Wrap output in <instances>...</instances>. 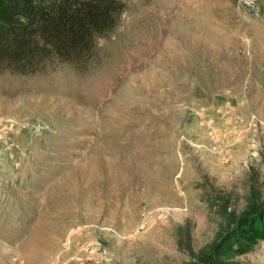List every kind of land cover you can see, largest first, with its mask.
Instances as JSON below:
<instances>
[{
  "label": "rangeland",
  "instance_id": "374dc122",
  "mask_svg": "<svg viewBox=\"0 0 264 264\" xmlns=\"http://www.w3.org/2000/svg\"><path fill=\"white\" fill-rule=\"evenodd\" d=\"M100 62L0 73V264H264V0H120Z\"/></svg>",
  "mask_w": 264,
  "mask_h": 264
},
{
  "label": "trees",
  "instance_id": "16d2710c",
  "mask_svg": "<svg viewBox=\"0 0 264 264\" xmlns=\"http://www.w3.org/2000/svg\"><path fill=\"white\" fill-rule=\"evenodd\" d=\"M120 0H0V73L42 76L100 62L98 39L126 12Z\"/></svg>",
  "mask_w": 264,
  "mask_h": 264
}]
</instances>
